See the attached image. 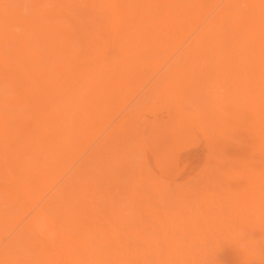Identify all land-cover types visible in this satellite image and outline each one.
<instances>
[{"label": "bare ground", "instance_id": "bare-ground-1", "mask_svg": "<svg viewBox=\"0 0 264 264\" xmlns=\"http://www.w3.org/2000/svg\"><path fill=\"white\" fill-rule=\"evenodd\" d=\"M92 31L137 60L93 73L79 131L100 124L104 135L75 172L104 151L125 171L119 186L102 193L108 201L93 205V216L88 208L78 216L66 188L49 182L71 134L63 117L68 95L85 80L76 73L100 55L69 44ZM190 36V53L201 55L209 42L218 50L205 108L197 91L205 85L174 65L133 105L117 107L128 88L122 82L146 65L140 58L150 53L149 41ZM135 42L141 44L129 49ZM179 74L189 89L173 84ZM153 90L167 94L162 107L147 110ZM160 112L195 126L206 141V166L193 181L169 183L147 164L139 132ZM134 143L147 168L136 179L127 161ZM123 184L136 202L120 218L110 211L123 203ZM0 195V264H264V0H0Z\"/></svg>", "mask_w": 264, "mask_h": 264}, {"label": "rangeland", "instance_id": "rangeland-1", "mask_svg": "<svg viewBox=\"0 0 264 264\" xmlns=\"http://www.w3.org/2000/svg\"><path fill=\"white\" fill-rule=\"evenodd\" d=\"M25 12L26 11H24V13ZM93 29L97 30V28ZM91 33H93V31ZM94 33L88 39L80 38L77 43L69 44V48L73 51L86 52L88 50H97L100 52V55L94 58H88L86 60L85 69L82 72L81 70L79 73L77 72L78 74L76 73L78 78L82 73L83 76L81 78L84 77L85 80L83 79V81L80 79L77 87L68 95V105H66L67 112L63 114V117L66 118V115L67 118L69 117L71 134L65 139L66 153L61 163L54 166L49 182V184L52 185L56 184V188L60 186L66 188V191H68L66 194V204L70 206L75 203L76 214L78 216L85 214L87 208L90 210L89 216H93L95 213L93 205L99 200H104L105 203L108 201V198L104 197L103 192H106V188L110 186L112 188L119 186L121 184L120 182H123V177L121 176L122 171H125L122 167L115 165L114 161L116 154H114L113 151H104L106 155L103 153V155L86 170L78 174L75 172L76 168L83 162L89 153L94 150L95 146L104 135V131L101 132L104 127H100V124L89 129L86 133L79 131L81 125L87 120V113L84 107L85 103L89 102L92 97L89 85L91 80L96 77L93 73L98 68L103 72L104 70L106 72H112L113 70L119 71L122 68L130 67L129 65L137 60L136 55L133 53L124 55L118 52L116 47L119 42L110 38L109 35L97 36V33ZM156 41L157 40L153 39L149 41L148 44L151 46L150 53L140 58L146 65L143 68L138 67V69H140L139 74L129 76L127 80L122 82L124 85L128 86V88L126 89L127 91L125 90V94L123 93L119 99L121 103H118L117 107L123 104V102H127V107L133 105L131 102L134 103L143 97L144 93H146L155 79L171 65H174L175 67L185 70L184 74H189L193 82L197 80L200 87L205 85V88L202 87L199 88L200 90H197L199 93L198 103L205 108L206 104L211 101V78L216 74L219 68V64L217 63L218 50L215 44L209 42L201 55H195L188 50L193 41L192 36L179 37L165 43H157ZM140 44L141 43L136 42L132 43L129 45V49L134 48L136 45L139 46ZM184 52L187 53L188 60L183 61L180 59L176 61L178 56H180V54L182 55ZM85 56L87 58V54H85ZM203 72L204 74H201ZM99 74L97 77H99ZM184 74L177 75L173 81V84L176 83L179 85L181 91L185 84L187 85L188 83V79ZM51 77L53 78L52 73ZM218 81L219 78H216V83H218ZM196 83L195 85L198 86ZM190 84L192 85V83ZM218 87H220L219 84H217V88ZM180 89H177L176 92ZM184 91L185 90H183L182 93H184ZM158 92L159 90H153V92L150 93V98L146 101L147 110L160 108L164 104L163 102L167 91H163L160 93L161 95ZM182 93L180 94L182 95ZM201 98H203V102L201 101L202 103L200 102ZM81 99H84L85 102H82ZM169 110L171 115L176 113L174 108ZM165 115V112H160L156 119L152 116H150L151 118L147 117V120L139 132L140 138L147 139L145 145V158L147 164L158 177L169 183L175 184L188 180L193 181L194 179L192 178L195 176L197 177L201 169L203 170V167L206 166L205 164L209 153L206 141L195 126L177 120H169ZM67 121L68 119L63 120V124L66 125V123H68ZM182 152L184 154H182ZM127 161L129 166H132L134 169L132 172V177H134V179H136L138 174L146 173L147 168L142 162L141 147L139 144L134 143ZM139 164L140 167H138ZM40 191L38 192L39 194L41 193ZM1 197L2 195H0V199ZM121 197L123 203L119 207L111 208L110 211L120 212V214H118L120 218L126 213L127 207L132 206V204L136 202V200H131L132 198L128 195V191L124 184L120 186V196L118 199ZM71 218H74V216H71ZM92 222H95L94 219ZM82 231H84V229H82ZM100 232L101 231H96L98 234ZM4 234V232L0 233V250L5 244V242L2 243L1 241ZM19 250L27 257L30 255V252L25 251L23 248H19Z\"/></svg>", "mask_w": 264, "mask_h": 264}]
</instances>
